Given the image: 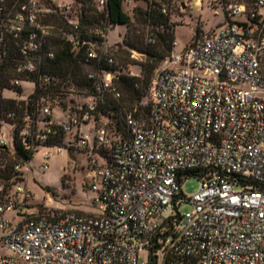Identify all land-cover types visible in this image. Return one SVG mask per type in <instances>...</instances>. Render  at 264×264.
I'll use <instances>...</instances> for the list:
<instances>
[{
    "label": "built area",
    "instance_id": "built-area-1",
    "mask_svg": "<svg viewBox=\"0 0 264 264\" xmlns=\"http://www.w3.org/2000/svg\"><path fill=\"white\" fill-rule=\"evenodd\" d=\"M123 1L132 14L135 1L158 4L174 24L172 11L184 13L205 0ZM208 1L222 5L226 20L213 31L201 28L181 51L174 41L153 73L148 114L127 111L125 134L112 137L96 125L104 92L121 97L108 69L88 72L94 94L62 87L42 98L37 117H21L23 147L45 149L42 170L51 150L87 153L97 212L46 203L28 213L34 194L21 181L33 158L22 161L15 140L0 137V264H150L142 250H154L162 264H264V0ZM52 17L66 28L46 22ZM79 18L75 0H0V80L3 65L15 68L9 83L21 89L23 75L39 73L43 84L57 79L40 68L45 56H54L47 45L59 32L73 49H84L81 62L113 64L108 26L90 29ZM126 73L137 75L131 65ZM61 96L69 98L66 106L57 103ZM54 105L66 119L55 118ZM9 117L20 119L15 111ZM86 124L97 132L93 139ZM60 132L63 143L54 142ZM96 153L106 161L99 163ZM5 156L15 159L9 178ZM190 177L200 187L188 195L182 184ZM185 201L193 209L183 213Z\"/></svg>",
    "mask_w": 264,
    "mask_h": 264
},
{
    "label": "trees",
    "instance_id": "trees-1",
    "mask_svg": "<svg viewBox=\"0 0 264 264\" xmlns=\"http://www.w3.org/2000/svg\"><path fill=\"white\" fill-rule=\"evenodd\" d=\"M80 12V23L83 27L94 28L98 25L108 26L122 23L126 26H131L132 33L126 40L128 48L136 50L145 54L151 62L143 63V77L138 75H129L126 70H122V66L117 63L116 57L113 64L107 62L97 63L93 62L89 65L80 61L84 55V49H73L69 40L65 39L60 32L58 35H52L49 38L48 47L54 52L53 57L45 56L43 65L41 66V73H48L56 76L52 83L43 84L39 78V73H32L29 76L23 75L26 80H33L36 84L34 92L26 99L17 101L12 97L0 98V116L15 125V149L17 157L22 161H28L34 157L31 150H26L19 138V131L22 127L21 117L30 114L35 118L38 116L39 108L42 103V98L48 95H54L56 90L62 87H74L77 93L84 91L85 94H94V80L88 77V72L91 70L108 69L114 72L115 83L121 93L120 98H116L109 92H104L103 98L99 101V105L103 104L111 106L108 101L109 96L117 101L115 109H123V117L127 111H134L137 116H146L149 112V87L155 68L159 60L165 59L171 54L173 49L174 24H170V16L163 14L158 8V4L150 5L141 1H135V12L131 13L128 3L123 0H107L106 4L101 8L98 5V0H75ZM170 2L172 0H166ZM180 1V0H178ZM46 22H53L58 27L66 28L61 17L48 18ZM139 22L148 25L144 32L138 28ZM201 31V27L197 28V34ZM152 36L154 41H149L148 36ZM14 69L10 66H2V80H0V90L17 89L22 91L20 87H15L9 83L11 75L14 74ZM148 98V102L144 99ZM50 101H56L54 96L49 98ZM121 99L126 103L129 109L121 103ZM73 100V99H70ZM60 107L66 106L69 101L66 97L57 99ZM147 103V105H146ZM146 105V106H143ZM145 107V108H144ZM145 110V113L142 112ZM147 109V110H146ZM15 111L20 119L13 120L9 117V113ZM97 112V111H96ZM127 132L125 121L124 127L121 130L122 134ZM65 134L60 132L57 134L54 142L63 143ZM74 147H69L72 149ZM83 151V150H80ZM6 157V164L8 168V178L13 175V164L15 159L13 157ZM64 182V179H63ZM150 264H162L157 262L154 250L149 253Z\"/></svg>",
    "mask_w": 264,
    "mask_h": 264
},
{
    "label": "rangeland",
    "instance_id": "rangeland-1",
    "mask_svg": "<svg viewBox=\"0 0 264 264\" xmlns=\"http://www.w3.org/2000/svg\"><path fill=\"white\" fill-rule=\"evenodd\" d=\"M56 1L70 2L71 0ZM172 12V20L175 22L174 37L177 42V51L183 50L191 43L197 34L198 27H201L206 32L213 31L219 29L221 23L226 20V13L222 5L214 6L208 0H205L202 5H194L188 8L184 13H182L180 8ZM147 27L148 25L143 22H139L138 24L141 32H144ZM131 28V26H126L122 23L111 25L108 31V51L116 57L117 63L122 66V70L125 69L127 71L131 65L135 74L143 77L142 64L151 61L145 54L137 55V57L132 56V49L126 45V40L132 33ZM59 33H55L54 35L59 36ZM163 60H159L157 67L163 64ZM35 86L36 84L33 81L22 80L21 87L23 90L21 93L17 89H6L0 95V98L3 96L26 99L34 92ZM121 93L123 96L122 91ZM73 98L74 100H81L79 95H75ZM108 101L111 102V106L99 105V109L96 112V125L99 128L104 127L109 136L118 137L122 135L121 130L124 127L123 109L119 110L112 107L117 103L113 99V96H109ZM144 101L148 102V98L144 99ZM121 103L125 105V108L129 109L122 99ZM54 106V114L56 113V115L60 116L59 119H66V116H63L62 113L61 115L58 114L61 112V108L57 105ZM142 112L145 113V110L142 109ZM0 123H2L0 137L6 133L10 143L14 144L15 125L1 116ZM83 130L88 132L92 139L96 136L97 132L90 130V125H84ZM44 150V148H41L36 152L33 159L27 164L30 167V170L24 174L27 183L26 180L21 181L23 185L27 184L34 194L33 200L30 201L32 206L27 208V212L38 211L39 207L46 203L60 210L71 209L88 213L97 212V207L93 204L95 191L89 187L94 176V171L90 165L87 153L76 148L69 149L67 147H63L61 151L51 150L52 156L47 160L49 168L42 170L39 165L43 161L42 153ZM95 157L99 163L106 161L105 156L100 153H96ZM67 176L70 178L69 182H66ZM182 187L186 194L191 195L199 189L200 180L190 177L183 182ZM192 209L193 204L190 201L183 202L180 207L183 213L189 212ZM140 256L144 260L149 259L147 250H142Z\"/></svg>",
    "mask_w": 264,
    "mask_h": 264
},
{
    "label": "crops",
    "instance_id": "crops-1",
    "mask_svg": "<svg viewBox=\"0 0 264 264\" xmlns=\"http://www.w3.org/2000/svg\"><path fill=\"white\" fill-rule=\"evenodd\" d=\"M58 114H60V115H61V112H60V113H58ZM54 115H55V118H56V119H59V117H60V116L56 115V113H55Z\"/></svg>",
    "mask_w": 264,
    "mask_h": 264
}]
</instances>
